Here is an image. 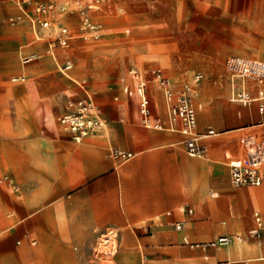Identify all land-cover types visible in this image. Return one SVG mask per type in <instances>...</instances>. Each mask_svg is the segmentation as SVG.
I'll return each mask as SVG.
<instances>
[{"label": "rangeland", "instance_id": "374dc122", "mask_svg": "<svg viewBox=\"0 0 264 264\" xmlns=\"http://www.w3.org/2000/svg\"><path fill=\"white\" fill-rule=\"evenodd\" d=\"M50 1L54 3V11L48 19L49 28H43L39 24L36 31L41 38H38L40 41L25 47L26 43L35 40L30 32L29 20L36 16L31 12L30 7L25 9L26 15L18 10L20 8L16 6L14 0H0V42H11L17 46L14 50L13 48L6 50L5 58H13L12 60L21 63L28 54L36 55L34 52L37 51L39 44L42 47V51L37 53L33 64L27 68L29 76L25 82L14 84L9 81L7 66L10 63L5 64L1 71V80L5 79L7 82L1 87V91L7 90L6 86L9 85L11 87L27 86V97L15 98L13 104L17 117L18 108L27 104V139L40 136L58 145L74 143L71 134L66 132L58 121L64 114L65 94L80 91L73 81L62 75L58 67L66 61H71L73 64L70 75L78 83L86 81L88 85L99 91L100 108L103 113L100 118L104 127L97 129L90 137L108 128L114 148L112 151L119 149L115 147V142L119 139V131L122 134H130L132 139L135 134L148 135L150 130H154L153 128H149V131L143 129L145 125L138 115L136 94L131 98L124 93L127 86L133 89L134 82L129 74L131 69H138L146 79H152V70L160 67L175 87L185 84L191 86L195 106H203L202 110L198 111L200 127L203 130L212 127L221 133L216 126L217 121L227 125L239 120L264 128V116L261 115L260 108L262 102L247 105L235 103L234 100L233 102L231 76L226 69V63L232 57L264 62V0H98V2L34 0V4L35 2L50 3ZM92 4L100 7L95 10H86L94 23L102 25L101 37L98 39L88 36L79 10L80 6L88 8ZM15 16H21V22L12 26L9 18ZM61 26L69 28L71 36L80 37L78 40H71L68 48L62 47L59 42L58 33ZM21 37L23 39L29 37L31 40L23 42ZM199 75L202 79L195 83ZM235 80L238 83L240 79ZM249 87L254 88V84L246 82L245 88ZM262 87L257 85L256 90L259 92ZM34 100L38 102L40 111L32 107ZM110 112L117 115H106ZM178 148L187 155L183 148V139L178 144ZM4 153L5 151L0 149V154ZM202 159L205 160L204 157L192 160L204 162ZM3 161L7 172L10 173V176L0 178V247L3 248V253H6L9 251L6 248L8 244L17 247L16 242L25 239L27 226L26 217L20 218L16 213L11 217L14 212L9 206L14 195L6 185L10 180H16L26 188L29 180H37L35 177H28L31 168L30 158H24L19 152L12 151L6 157L3 156ZM214 164V170L220 175L225 177L228 174L225 183L232 187L229 167L220 164L216 155ZM77 165L70 159L64 171L65 176L71 179L72 186L80 185L79 176L76 173ZM43 182L46 183L45 180H41V183ZM261 189L262 194L260 189L252 188H239L236 191L253 190L249 194L258 192L259 196L261 194V202L264 203V186ZM24 194H27V188ZM233 194L235 193H223L220 199ZM243 195L240 193L241 210L246 198ZM208 198L209 201L214 202L219 200L211 199L210 194ZM25 201L27 197L18 199V202L23 205ZM227 202L229 214L233 205V212L244 217L234 201ZM188 208L194 210V216L187 220V228L190 235L194 234L191 237L196 241L211 240L223 227L220 222L228 219L221 218L214 221L209 213L196 208L194 204L188 203L184 211ZM243 212L248 211L243 210ZM256 212L264 213L257 209ZM252 213L253 210L249 212L247 222L241 229L243 236L246 235ZM14 226L16 228L12 229ZM231 237H234V233ZM252 242L263 250V254L258 251L257 258L250 256L253 262L250 264H264V262H257L259 257L264 256V246L258 240L249 241V243ZM241 245L251 246L248 243ZM18 248L23 250L20 264H27V245ZM120 249L121 242L118 254L113 261L104 264H119ZM186 252L188 253L185 256L186 259H191V262L188 260L189 263L184 260L183 254L180 258H174L172 262L154 263L142 246L138 258L133 263H205L200 251L186 249Z\"/></svg>", "mask_w": 264, "mask_h": 264}, {"label": "crops", "instance_id": "0c3cea01", "mask_svg": "<svg viewBox=\"0 0 264 264\" xmlns=\"http://www.w3.org/2000/svg\"><path fill=\"white\" fill-rule=\"evenodd\" d=\"M29 28L35 40L26 43L25 47H30L40 41L33 33L31 25ZM27 33L29 35L28 31ZM78 38L80 37L74 36L72 41ZM21 39L23 42L31 40L29 37L28 39L21 37ZM15 47L17 46L11 42H0V149L5 151L4 154H0V178L10 176L3 165V156L6 157L9 152L13 151L19 152L24 158H30L31 168L28 177H35L37 181L29 180L26 187L27 194H24L26 188L16 180H10L6 185L14 195L9 206L14 212L11 217L15 213L20 218L26 217L27 226L25 239L18 240L17 247L8 244L6 248L9 251L6 253H3V248L0 247V264H20L23 250L18 247L25 245H27V264H102L96 258L94 250L100 235L108 227H115L120 232L119 264H134L133 261L138 258L142 246L154 263L172 262L174 258H180L182 254L184 260L189 263L188 260L191 262V259H186L185 256L188 255L186 249L200 251L201 258L205 261L203 264H250L253 263L250 256L257 258L258 251L263 254V250L259 249L255 243H249L250 240H258L262 244L261 240L248 235V229L254 224V215L258 213L256 209L264 212V203L261 202L264 174L262 186L241 187L260 189V196L258 192L249 194L253 190L237 192L236 189L239 188L233 186L231 179L230 182L234 189L225 183L228 174L224 177L214 170V156L216 155L220 164L224 165L220 144L236 138L241 131H250L253 128L264 130V128L239 120L227 125L217 121L216 126L221 133L212 127L203 130L200 127L198 116V111L202 110L203 106L199 105L197 106V132L205 134L209 129H213L217 133L216 136L203 142L211 160L207 158L202 159L204 162L192 160L201 158H192L185 149L188 156L183 154L178 144L181 139L184 144L185 138L179 132L167 129L150 130L143 127L144 130L151 132L141 136L135 134L132 139L130 134H122L118 130L119 139L115 142V147L120 151L134 154L131 159L119 167L115 166L110 157L114 148L108 128L105 129L106 131L103 130L104 133L102 131L92 137L89 136L80 143L75 142L73 137L74 143L67 142L60 145L51 143L40 136L27 139V104L18 108V117L13 106L15 98L27 97V86L11 87L9 85L6 86L7 90L1 91V87L7 83L5 79L1 80V71L5 64L10 63L7 66L9 81L20 84L23 82H13L12 79L24 77L26 80L29 76L27 68L34 62L23 65L22 61L20 63L12 60L13 58L6 59L5 51L9 48L14 50ZM41 51L42 47L39 44L34 53L37 55ZM29 55L34 54H28V57ZM67 63L71 61L59 64V69ZM72 70L73 64L71 70L65 74L61 73L68 80L73 81L80 91L65 94L64 114L68 113L67 103L70 99H86L96 92L97 95L93 96V100L99 109L100 116H103L99 91L88 85L86 81L78 83L70 75ZM131 80L134 82L131 90H135L136 80L132 76ZM237 85L240 90L249 92L253 98L258 96L256 84L254 88H244L243 82L239 80ZM147 94L151 100L153 115L167 122V103L163 92L157 84L151 83ZM136 97L138 115L141 117L139 98L137 95ZM31 105L39 110L36 100ZM106 115L116 116L117 114L110 112ZM261 115L264 116V113ZM70 159L78 164L76 171L79 176L80 185L78 186H72L71 179L64 174L66 164ZM41 180H45L46 183H41ZM12 186H18L20 191L14 192ZM223 193L235 194L220 199ZM240 193L246 197L243 210L248 211L247 213L241 210ZM209 194L211 199L219 200L209 201ZM21 197H27L25 201L27 207L18 202ZM227 201H234L244 217L233 212V205H231L229 214ZM188 203L209 213L214 221L228 218L220 222L223 226L219 229L220 235L217 234L208 241L193 240L191 235L194 234L190 235L188 232L187 220L194 216V210L188 208L184 211ZM251 210L253 213L246 229V235L243 236L241 229L245 226ZM260 216L264 222V213ZM178 223H183L182 230L176 229L175 226ZM15 228L16 226L12 229ZM233 233L234 236H243V240L221 248L194 246V244H206L224 236L231 237ZM262 237H264V232H262ZM186 240L189 244H186ZM33 241L36 244H33ZM243 243L251 244V246L240 245ZM257 262H264V256L259 257Z\"/></svg>", "mask_w": 264, "mask_h": 264}, {"label": "built area", "instance_id": "2783aa9c", "mask_svg": "<svg viewBox=\"0 0 264 264\" xmlns=\"http://www.w3.org/2000/svg\"><path fill=\"white\" fill-rule=\"evenodd\" d=\"M97 1L98 0H92ZM14 3L20 10L30 7L32 13L36 16L29 20L33 29H36L39 24L43 28H49L50 22L48 19L54 11V3H41L34 0H14ZM97 5H89L88 8L80 6L79 10L82 14L84 27L88 36L94 39L100 38L101 26L94 23L92 18L86 12L95 10ZM25 13H27L25 11ZM27 15V14H26ZM42 18H45L44 20ZM12 26L21 22V16L9 18ZM59 42L62 47H68L69 42L74 38L71 36L69 28L60 27ZM87 36V37H88ZM36 57H27L22 60L23 65H28L35 61ZM65 74L72 69V64L67 63L60 68ZM226 69L230 74L232 87V101L251 104L253 102H262L260 105L261 112L264 113V63L254 59H229L226 63ZM130 75L136 80V89L131 90L125 88V93L129 96L136 94L139 98V113L146 128L155 130H170L179 132L184 136V149L191 157H201L211 160L207 155V147L203 144L209 138L217 135L215 130L209 129L205 134L197 132V107L194 104L193 88L189 85L175 87L170 80L165 76L162 68L155 67L152 70V79H146L138 69H131ZM202 76L196 77L199 82ZM235 79H240L252 82L256 85L263 86L258 93V99L253 98L249 92L240 90ZM13 82H24V77H15ZM151 82L157 84L158 88L163 92L167 103V122L162 118L155 117L151 110V100L147 94V89ZM97 95L95 92L93 96ZM93 96L86 99L72 100L67 103L68 113L59 118V123L68 131L73 140L77 143L82 142L85 138L97 130L102 129L104 123L101 121L99 109L96 106ZM233 101V102H234ZM220 152L222 163L230 168L231 182L234 187H260L263 184L264 174V130L253 128L250 131H241L236 138L220 144ZM112 159L116 167L123 165L124 162L131 159L134 154L126 151L115 150L111 153ZM14 192L18 193L20 188L12 186ZM177 230L183 229V223L176 224ZM264 222L262 217L256 213L254 215V224L248 229L250 237L261 240L264 246ZM243 236L235 235L234 237L224 236L206 244H194L197 247L203 248H221L229 246L233 242H241ZM36 244L35 241L32 242ZM186 244H189L186 240ZM120 247V232L115 227H108L102 233L97 241L94 254L98 261L102 264L112 262L118 254Z\"/></svg>", "mask_w": 264, "mask_h": 264}, {"label": "bare ground", "instance_id": "6f19581e", "mask_svg": "<svg viewBox=\"0 0 264 264\" xmlns=\"http://www.w3.org/2000/svg\"><path fill=\"white\" fill-rule=\"evenodd\" d=\"M86 1H89V0H86ZM96 9H99L100 7H98V6H96L95 7ZM20 12H24L25 13V11L24 10H20V9H18ZM25 14H27V13H25ZM98 25H100V24H98ZM101 26V28H102V25H100ZM32 29V28H31ZM32 31H33V33L35 34V36H36V38L38 39H41L40 37H39V34L37 33V31L36 30H34V29H32ZM30 57H36V55H29ZM234 57H232V58H230V59H233ZM237 58H239V59H245V58H242V57H237ZM262 62V61H261ZM264 63V62H263ZM245 81L246 80H244L243 81V86H244V88H245ZM246 82H248V81H246ZM151 83H153V82H151ZM195 83H197V81H195ZM193 87H195V86H193ZM196 89V88H195ZM255 99H258V98H255ZM104 127V126H103ZM96 131V130H95ZM94 131V132H95ZM93 132V133H94ZM192 158H201V157H192ZM259 215H260V213H258ZM239 245V244H238ZM241 245V244H240ZM238 248H239V246H238Z\"/></svg>", "mask_w": 264, "mask_h": 264}]
</instances>
